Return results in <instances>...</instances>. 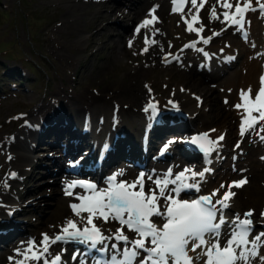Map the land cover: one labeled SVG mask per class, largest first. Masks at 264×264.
<instances>
[{
    "label": "rangeland",
    "instance_id": "374dc122",
    "mask_svg": "<svg viewBox=\"0 0 264 264\" xmlns=\"http://www.w3.org/2000/svg\"><path fill=\"white\" fill-rule=\"evenodd\" d=\"M92 2L91 0H0V134L3 133L5 137L7 136V141H10V143L12 144V148L10 150H5V152H2V155L0 157V163L3 162V164L6 165V167L0 168V185L3 181L2 178L8 175L9 166H7V162L13 161L14 163H16L13 151L15 140L22 141L23 143L25 141V146H27L29 143L32 146L29 154H31L33 158L23 163H29L33 166L35 163H38L36 170H34L31 175L26 177L24 183H22L20 187H18L17 183L16 188L18 187L19 192H16V194L22 195L23 193L25 196H27L28 199L26 200L28 203L19 202L17 199V201L14 203L15 206L21 207L24 210L21 211V213H19L15 218L20 220V228L23 227L22 229L27 230V234L25 235L28 236L26 237L25 235H18L12 241H15L16 238L20 237H24L26 239L29 238V235L31 236V234L35 232L36 226L42 219V217L48 214L50 210H54V202H56V198L54 197V195H57L56 197L58 198L61 195V193L59 192H53L54 189H60L59 183H55L51 175L43 174L44 170L39 166L44 162L49 163V158L54 156V154H59L58 150H49L50 146L46 145V143L44 142V140L50 142L49 138H45L41 142H37L31 137H27L25 140L20 139V137L23 138L21 131L23 129L22 127H25L27 129L29 127H36L40 122L37 119L42 111L44 113L48 108H60V106L62 107L63 104H69V102H71V95H83L85 99H87V93L89 95L97 97L102 95L105 101L108 103L107 110L103 112V115H101L100 118L98 116L97 120L96 118H93V110L88 109V116L82 119V122L84 120V125L82 123L81 126V130L88 134V136L94 129V126H91L93 123L92 120L94 119L100 126H104V121H106L105 112L109 113L111 105L114 103H117L120 106V111L127 110V113H130L133 116L134 114L140 112L141 118L138 121L141 123L142 121H146L147 119L145 115L148 114L144 113L142 111V108L145 107L149 99L154 98L155 101L159 102L160 106L168 104L169 100L177 102L178 106L180 107V111H182L183 113L187 112L185 116L188 115L192 117L194 113H197L199 126H197L196 128L193 127L196 131H207L212 128H217L216 126L221 127V125L223 126V124L226 122H231L232 128L228 131L229 133L226 131L227 137H225L223 141V149H230L235 141V138L238 139L235 131L237 128L236 124L239 122L237 121L238 118H235L233 116L234 108L232 107V105L235 104L234 99L235 95L238 93L237 89L239 87H242L239 86L242 84H238V78H234L233 76L235 75L234 72L236 71L238 75L245 72H243L245 68L242 67V64L246 60V58L251 55L248 49V46L250 45L248 41L240 42L241 39L235 29H232L229 33L225 32L223 36L214 37L215 40H218L222 37L232 35L237 40V43L231 45L230 47H225L228 44L224 45V49L229 50L230 56L235 57V59L231 61L221 58L220 55L222 52L220 50H214V46L210 48V46L212 45L211 42L206 45V49H208L210 54L212 55V58L210 59L211 68L205 70L206 74L210 77V81L206 84L215 88L216 94L215 96L210 95L209 101L206 98L208 102H206L204 105L199 103L197 111L193 112L191 110L190 112V110L186 111L180 105L179 95L183 93L185 94V91H181L180 87H182L184 84L185 86L182 87L183 89L186 88L187 84L189 85V83L185 82L184 80L185 75H188L185 73V68L188 65H191L192 60H187V57L185 58L184 56V59H180V61L172 59L171 62L165 63L164 54H178L180 52V45L187 39L194 37V34L188 32H185L186 34L184 33V36H182L183 34H173V36L169 37L166 48L162 52H160V54L154 55L158 63L155 64V66H147L146 64L142 65V58L143 54L145 53L142 52V49L146 47L145 37L148 36V33H153L154 28L149 27V30L142 29L141 34L139 35L135 32V28L142 22L143 18L136 21L132 13L123 14L122 12H117L116 14L112 13L109 16V10L111 9V7L117 4L124 6L126 11L128 9H131L127 0H93ZM164 2L171 5V0H164ZM78 3H91L88 5L86 10L83 11L84 16L80 15V12L75 11L77 9H75V6ZM95 4H97V6H95ZM150 4L152 3L149 2L147 4V10H150L153 7L151 5L148 8ZM98 10L102 12L101 15L104 16L105 14L107 17H103L98 20L96 17L99 15ZM79 11L82 12V10ZM93 12H97V15H93L97 19L95 21L89 20L92 17L90 13ZM142 14L144 15V17H147V11H144L143 13L138 15V19ZM64 18L67 19L68 23L70 24L66 25L65 29L63 24V20H65ZM179 20L180 16L177 14L175 23L177 24ZM180 25L183 27V29H185V25L183 23H180ZM104 26L105 30L102 29V32L99 36L95 35V44L91 45L89 36L91 34H94V32H98L100 28ZM256 28L257 27H255V29ZM257 31L258 30H256L255 32ZM258 40H261V38ZM123 41L126 43L125 46L127 47V49L124 51H122V48H124ZM129 41H132L131 47H129ZM261 43H263V40L261 41ZM169 44H171L172 47H169ZM193 53L197 57L196 61L198 63L201 60V57H203L202 53L193 51L191 49H186L181 54L192 56ZM219 58L220 61L218 63L217 61ZM200 62H202V60ZM224 63L229 64L227 65ZM139 68H142L145 72L139 77L137 76V78H133L132 76L134 72H136ZM217 71H220L221 74L219 73L217 75ZM230 73L233 75L231 76ZM229 75L231 79L234 78V80L230 83L228 82ZM127 76L128 78L126 79ZM225 82H228L229 84H226ZM122 84V87H137L141 90H145V92H147L148 94V88H150L152 90L151 96H145L140 101H138V103H131L129 102L130 99L126 98L122 93H120L121 90H119V88H121L120 86ZM105 87L108 88L104 89ZM186 89L191 91L190 88ZM229 89H231L232 93L229 92ZM173 92L175 93L174 95ZM234 92L236 94H234ZM191 94H193V96H197L192 92ZM95 98L96 97H94V99ZM226 98L229 101L228 104L224 103ZM38 106H40L39 110L36 111ZM71 110L74 112L73 107L71 108ZM204 110H207L205 112V115H208L206 120H204L202 114ZM215 110L217 112L216 121L207 123V120H211V115ZM117 112V109L113 108V111L112 113H110V117L108 119V125L110 121L116 117ZM78 116L81 123L82 115L79 114ZM78 120L74 122H77ZM178 121L181 122L182 119L178 117ZM178 121H173L174 125L176 124L175 132L166 133L164 136H162V140L170 134L178 135L180 137V133L182 134L184 130L177 127ZM189 121L190 120H188V122ZM139 122H137V124H139ZM168 123L169 120H165V124ZM215 123L217 124L216 126L214 125ZM86 130H89V132L87 133ZM185 133L187 134L186 137H189L188 135L190 134H188L187 132ZM12 135L13 137L10 138V136ZM66 139L68 142L73 141L71 136L70 139L61 137L59 144L61 146H65ZM248 140L249 144L247 143ZM256 141L261 142L254 135H246L239 147L240 150H243V154L237 160L236 165L233 166L230 153L227 152L221 157L222 160L220 167L216 169V172H229L226 174L228 176L226 178H229L228 174L230 173L233 174L232 178L237 176L247 177L248 183L244 187L236 190V193L238 194L237 197L235 196L232 200L233 204L229 209L231 213L236 209L234 206L238 199H240V201L243 203V207L247 210L251 208L252 205H255L256 208H258L259 212L260 208L264 205V170H262L264 169V160L261 159V157H264V143L261 142L260 146L258 145V147L255 148V152L253 154L247 153L244 146L245 143L250 145L255 143ZM85 143L86 142L83 143L82 148L80 147V150L85 147ZM97 143L98 145L100 144L99 138L95 143L93 142V146ZM124 145H126V143H123L121 145L118 144L119 147ZM184 147L185 146L183 144L173 145V153L170 156L172 162H175V160H179V162L186 164L183 156L180 157L177 154V152H180L178 150L180 148L181 150H183ZM157 148L158 147L156 143L155 145H153L150 151L151 155H153V153L157 151ZM118 153L119 152H116L113 156ZM193 154H195V152H193ZM9 156L11 157V159L8 158ZM119 157L114 159L112 162L104 165V167L106 166L104 173L111 171L113 168L118 169V167L126 165V162L120 161H117V163L113 165V163ZM194 157L195 156H193V160L197 159L196 157L194 159ZM251 159L253 162L250 161ZM69 160L70 158L68 156L63 157L61 160V165H63L64 167ZM92 162H94L93 156ZM190 162L193 161L190 160ZM30 165L28 166V168L30 167ZM195 166H199V164H195ZM53 167L56 170L57 167ZM86 168L90 167L88 166ZM84 169L85 168H81L80 171H84ZM178 169H181V167L179 166ZM225 170H227V172ZM135 172L133 174H135ZM218 175L216 177H218ZM254 175H256V177H254ZM210 177L211 178H209V180L214 181V177ZM218 179H215V184L219 186L222 182V179L219 177ZM65 180L68 179L65 178ZM232 180L233 179H230L228 182ZM254 181L257 182L255 183ZM61 182H63V180ZM224 182L227 183V180H224ZM6 185L7 184H4L2 186L3 188L0 190V194H10L9 200L6 199V201L4 202L0 200V203H3L4 208H6L7 205H12V202L14 200L12 197L13 193L9 191ZM28 190L32 191L28 192ZM34 200L39 201L37 203L31 202ZM9 212H11L13 215L14 211L11 210ZM9 212L5 214L11 217L12 215H10ZM71 215L73 214L71 213ZM36 217L38 219H35ZM46 222L44 221L40 226H38L40 229L37 227L36 233H38V231L40 233H46V225H52ZM111 229L115 230L116 228ZM50 232L52 233L53 231ZM70 253L71 250H68V262L66 263H69L70 260L73 264H75V261L72 260Z\"/></svg>",
    "mask_w": 264,
    "mask_h": 264
},
{
    "label": "snow or ice",
    "instance_id": "6c2138e0",
    "mask_svg": "<svg viewBox=\"0 0 264 264\" xmlns=\"http://www.w3.org/2000/svg\"><path fill=\"white\" fill-rule=\"evenodd\" d=\"M171 4V13L180 16L177 26L183 23L185 31L195 33L197 37L185 44L180 53L193 49L206 59H211L210 54L198 45H208L228 28H235L247 39L244 29L250 23L248 13L258 12L264 16V0H215L208 9V20L224 27L220 31L211 30V35L204 36L207 26L201 12L209 0H171ZM157 7L153 6L147 18L137 25V34L149 26L154 28L159 22L155 15ZM158 33L159 29L154 28L152 36ZM153 43H156L154 39ZM131 46L132 41H129ZM147 51V46L142 49V52ZM169 57L177 61L181 59L179 54L166 53L164 61L170 62ZM226 59L231 61L235 57ZM148 92L151 96L150 88ZM238 97V102L232 105L240 115V140L235 149H239L246 135H254L264 142V74L259 78L257 89L251 86L241 89ZM195 99L202 103L199 96ZM224 103H229L227 98ZM168 104L179 111L177 102L169 100ZM143 111L156 119L160 114L159 102L149 99ZM216 132L217 129L212 128L190 137H173L162 146L161 155L175 144L195 146L205 158L206 166L200 170L184 167L174 173L169 168L163 174L140 171L134 180L129 181L121 178L125 175L121 169L108 176L103 187L85 179L66 182L65 195L75 201L69 205L74 218H66L59 231L51 236L42 233L39 242L35 239L22 242L23 250L15 249L20 259L9 257V260L12 264H62L61 253L66 249L52 255V246L73 243L83 246V250L78 248L72 257L74 261L79 258V264H264V231L256 232L255 209L242 214L236 212L231 218L226 215L236 196L233 189L245 186L247 177L221 182L218 188L209 192L202 191L206 175L213 171L208 166L212 164L211 157L223 146L221 142L225 139V133L211 135ZM104 147L107 149L109 145ZM16 176L14 172L9 174V178ZM146 183L149 184L147 189ZM192 192L198 195L193 197ZM259 215V223L264 227V210ZM111 222L119 227L115 230L102 227Z\"/></svg>",
    "mask_w": 264,
    "mask_h": 264
},
{
    "label": "bare ground",
    "instance_id": "6f19581e",
    "mask_svg": "<svg viewBox=\"0 0 264 264\" xmlns=\"http://www.w3.org/2000/svg\"><path fill=\"white\" fill-rule=\"evenodd\" d=\"M92 1L93 0H91V2ZM127 2L129 3V5H130L129 7H131V9H128L126 11L124 6L117 4V5H114L113 7H111V9L109 10V16L112 13L116 14L117 12H122L123 14L124 13H132V15H134V19H136V21H138L144 17V15L142 14L141 17L138 19L139 14L143 13L144 11H147V13L149 12V10L146 9L147 4L149 2H151L152 4H150L148 6V8L151 5L152 6H158L156 9L155 15L159 18V22L155 24L154 28L159 29V33L157 35H155L154 37L152 36V32L148 33V36H147L148 37V44L146 45L148 48V51L145 53L143 52L144 54H143V58H142V60H143L142 65L146 64L147 66H151V65L155 66V64H157L158 61L156 60V57L154 55L160 54V52H162L166 48V45L168 44L169 37L173 36V34H175V35H182L183 34L182 36H184V33L186 31H184L185 29H183V27L181 25L177 26V24L175 23V19H176L177 14L171 13L172 4L170 5L168 3H165L164 0H156V1L155 0H138V1L127 0ZM214 2H215V0H210V3L208 5H206L205 9L201 12V17L203 19V23L207 26L205 29V32L202 34L204 36L211 35L212 34L211 30L220 31L224 27V25H221L219 22L209 23V20H208L209 11H208V9L210 7V4L214 3ZM92 3H94V2H92ZM89 4H91V3H89ZM89 4H83V3L79 4L78 3L75 6V9L77 8L75 11L80 12L81 13L80 15L84 16L83 11L86 10V8L88 7ZM95 6H97V4H95ZM79 10H82L83 13ZM90 14L92 15V17L89 20H94V21L97 19L99 20L103 17H105V18L107 17L105 14H104V16L101 15L102 12H100V11L98 13L99 15L96 16L97 19H96V17L93 16L94 14L97 15V12H93ZM170 17H171V19H170ZM257 19H258L257 15H253L251 12L248 13V20L250 21V23H247L245 25V27L248 28V30H249V37L250 38L252 37V40H250V42H249L250 45L248 44L249 45L248 49H249L251 55L248 58H246V60L242 64V67L245 68L243 70V72L244 71L245 72L241 73L240 75H238L237 71L234 72L235 75L233 77L238 78L237 79V81H239L238 84H242V85H239L242 87L238 86L239 87L237 89L238 93H239V90L246 89L249 86H251L254 90L257 89L259 86V78L262 74H264V55H260L261 53H264V46L261 44V40H258L261 38V34H264L263 33L264 28L261 27V25H260L255 29V22L257 21ZM61 23H62V21H61ZM63 24H64V29H65L66 25L69 24L68 20L67 19L63 20ZM60 25H62V24H60ZM149 27L153 28L152 26H149ZM149 27L147 28V30H149ZM104 28H105V26L101 27L98 32H94V34H91L89 36V40H90L91 45L95 44V42H94L95 35L99 36L102 32L101 30L102 29L105 30ZM256 30H258L259 32L258 31L255 32ZM225 32L229 33V32H231V29L228 28L227 31H224L220 36H223V34ZM140 34H141V32L139 33V35ZM249 37H248V39H249ZM153 39L156 41V43H153ZM263 39H264V37H263ZM211 43H212V45L210 46V48L214 46V50L215 49L220 50L221 48L224 49L225 44H228L230 46L233 44H236L237 40L232 35H228V36L222 37L218 40H215V38H213ZM125 45H126V43L123 41L124 48H122V51L127 49V47ZM198 46L200 47V46H204V45L200 44ZM207 52H209V51H207ZM178 54L182 57V59L185 56V58L187 57L186 58L187 60H192L191 61L192 63L190 62L191 65H188V66L186 65L187 67L185 68V71H186L185 73L188 75L187 76L185 75V77H184L185 82L189 83V85L187 84L186 88H190L191 91L186 89V88H183L185 91V94L183 93V94L179 95L180 105L186 111L190 110V112H191V110H192L193 112H195L198 110L197 107H199V103L195 99V95L193 96V94H191V92L196 94L197 96H199L201 98V100H202L201 104L202 105H204L206 102H208L210 100V95L215 96V94H216L215 88L206 84L210 81V77H209V75L206 74V71H205L206 69L211 68L210 60L201 57L202 62H200L201 61L200 60L197 63V61H196L197 57L194 55V53L192 56L186 55V54H181L180 52ZM228 54H229V50L224 49V51L221 53L220 56H221V58H224V60H226V57L230 56V54L229 55ZM115 55H116V53H115ZM219 61H220V58L218 59L217 62L219 63ZM224 64L228 65L229 63H224ZM224 64H222V65H224ZM181 70H184V69H181ZM144 72L145 71L142 68H139V69H137L136 72H134L132 77L137 78V76L139 77ZM213 73H214V70H213ZM219 73L221 74L220 71H217V75ZM230 75L232 76L233 74L230 73ZM230 75L228 78L229 83L234 80V78L231 79ZM127 78H128V76L126 77V79ZM130 80H131V77H130ZM228 82H225V83L227 84ZM122 86H123V84L120 86L121 88H119V90H121L120 93H122L123 96H125L126 98L130 99L129 102H131V103H135V102L138 103V101H140L142 98L149 95L147 92H145V90H141L140 88H137V87H128L127 88V87H122ZM183 86H185V85L183 84ZM182 87H180V90L182 89ZM107 88L108 87H105L104 89H107ZM238 93L236 94L234 92V94H236L235 99L233 98L234 103L238 102V99H239ZM85 94H86V92H85ZM91 96H93V95H89L87 93V99H85L83 95H78V96H75V95L72 96L71 95L70 96L71 102H69V104H67V105L63 104L62 107L60 106V108H58V107L48 108L47 110H45L44 113L42 111L41 114L39 115L38 119H37L40 122L37 124L36 127H32V128L29 127L28 129L25 127H22L23 129L21 131H22L23 138L20 137V139L25 140L27 137H31V138H33V140H36L37 142H41L45 138L46 139L49 138L50 142L44 140L46 145L50 146L49 150L50 151L52 149L58 150L59 154L58 153H57L58 155L54 154V156L49 158L50 159L49 163L44 162V163L39 165L44 170L43 174L51 175L53 178V181L55 183H61L62 180L64 182V181H66L65 178L66 179L69 178V174L66 171L64 172L65 166L63 167V165H61V160L63 157L68 156L70 158V160L75 163L74 169L77 168V169L81 170V168H85L84 171H89L90 168H86V167H88V166L90 167V164L91 165L96 164L95 161L92 162V156H93L92 152H93V149L95 150V148H94L95 145L93 146V142L95 143L98 138H99V141L101 142L99 147L101 145L104 146L107 143L109 145L108 149L105 150V157L101 162V163L105 162V165H106V164L112 162L117 157L121 156L120 155L121 149H119L118 144L121 145L123 143H127L129 145L136 146V148L137 147L141 148V150H137L133 153V156H140V155L148 154V152L151 151L153 145L158 143L160 141V139L162 138V136H164L166 133H170V132L172 133V132H175V130H176V124L172 125V126H170L168 124H162L161 126H158V128H152L151 129V126L154 124H157L160 122H165V120H169V122L178 121V117H179L180 119H182V121H181V123L178 121L177 127L185 130L188 134H191L192 132L194 133L196 130L193 127L196 128L197 126H199V122H198L199 119L197 118V113H194L192 117L188 116V115L185 116V114L187 112L183 113L182 111H180V107H179V111H176V110H173L172 106L169 104L159 106L160 114L156 119H153L148 114V115H145L147 120L142 121V123H141L138 121L141 118L140 112L137 114H134V116H133L130 113H127V110H121L120 111V106L117 103H114L111 105V109L109 110V113L105 112L106 113V115H105L106 121H104L105 124H104V126H100L96 122V120L98 119V116L100 118V116L103 115V112L107 110L108 103L105 101V99L103 98L102 95H100L99 97H97V96L91 97ZM94 97H96V98L94 99ZM206 98L208 101L206 100ZM39 107L40 106H38L36 111L39 110ZM72 107L74 108V112L71 110ZM113 108L117 109L118 112L116 113V117L114 119H112L113 121L111 120L109 125H108V119L110 117V113H112V111H113ZM88 109L93 110V116H94L93 118L94 119L96 118V120H94V119L92 120L93 123L91 126H94V129L92 130V128H91L92 131L90 130L91 132H90L89 136L83 130H81L82 123L84 125V120L82 122V119H84V117L88 116L87 115ZM215 109H216V107H215ZM85 110H87V111H85ZM206 111L204 110L202 113L204 120H206L208 117V115L207 116L205 115ZM208 111H209V109H208ZM79 114L82 115L81 123H80V119L78 116ZM141 114H143V113H141ZM233 116L235 118H238L237 121L240 120V115L236 109H234ZM211 117H212L211 120H207V123L216 121V117H217L216 110L213 112ZM76 120H78V121L74 122ZM188 120H190V121L188 122ZM137 122H139V124H137ZM214 125L216 126L217 124L215 123ZM231 125H232L231 122H226L223 124V126L221 125V127L216 126L217 128H215V129H217V132L212 133L211 135L213 137H215L219 133H225V137H227L226 131L228 132L229 130H231V128H232ZM236 125H237L236 126L237 128H236L235 134L237 135L238 139H240L239 131H238L239 123H237ZM30 130H33V131H30ZM71 133H74V134H71ZM69 135L72 137L73 141L68 142L66 139L65 146H61L59 144L61 137L70 139ZM180 135H181V133H180ZM186 135L187 134L185 133L181 136L186 137ZM6 137L3 135V133L0 134V157L2 155V152H5V150H10L12 148V144L10 143V141H7ZM11 137H13V135L10 136V138ZM14 142H15V145L13 147V151H14V156H15L14 158H15L16 163H14L13 161L7 162L8 163L7 166H9L8 175L6 177L2 178L3 181H2V184L0 185V190H1L3 188L2 186L4 184H7L6 187L9 189V191L11 193H13L12 197L14 199L12 202L13 203L12 205H7L6 208H4L2 202L6 201V199L9 200L10 194L9 193H1L0 194V200H2V202L0 203V264H12V262L9 260V257H15V259H20V257L16 256L15 249L21 248V250H23L24 244L22 242H27L29 240V239H26L24 237L21 238L19 236L20 238H16L15 241H12L18 235L27 234V230L22 229L23 227L20 228V220L15 218L24 209L21 207H16L14 203L17 201V199L19 202L28 203L26 200V199H28L27 196H25L22 192H21L22 195H20V194L17 195L16 192H19L18 187H20V185L22 183H24L26 177L31 175L34 172V170H36L37 165H38V163H35L34 166L30 165L29 163L28 164L23 163V162L29 161L33 158V156L31 154H29V152L31 151L30 149L32 148L30 143L27 146H25L24 145L25 141H24V143L22 141H16V140ZM84 142H86L85 143L86 145L83 148V151L79 155L80 147L83 145ZM221 143H223V142H221ZM247 143L249 144V140L247 141ZM255 143L251 144L250 146H247L248 144L245 143L244 146H246V148L249 149V151H248L249 154L250 153L253 154L255 152V148H257L258 145L260 146V144H261V142H258V141H256ZM110 146H111V148H110ZM99 147H97L98 150L97 149L96 150L99 151L98 153L100 155H103L104 153L101 150H99ZM116 152H119V153L116 154L115 156H113ZM107 153H108V157L106 159ZM216 154H217V152L213 153V155L211 157L212 161H213V159L216 158L215 157ZM72 155H74V157H76V158L72 159ZM122 156H124V155H122ZM12 157H13V155H12ZM252 159H253V157H252ZM252 159L250 160L251 162H253ZM178 161L175 160L174 165L178 166V167L180 166L181 169H183L186 165L183 163H179ZM29 165H30V167L28 168ZM53 166L57 167L56 170ZM208 166L213 167V162L211 165H208ZM1 167H6V165H4L2 162V163H0V168ZM123 170H124L125 175L121 178L131 181L133 178V173H132L133 171H131L129 168H125ZM262 170H264V169H262ZM13 172L17 174L16 178H9V174L13 173ZM220 176H222V175H220ZM207 177L211 178V177H209V174L206 175V178ZM254 177H256V175H254ZM216 179H218V177H216ZM17 181H19V182H17ZM17 183H18V187L16 188ZM209 183H211V185ZM215 188H218L217 185L215 184V181L205 179V183L202 185V191L209 192ZM234 190H237V189H234ZM257 190H260V189H257ZM29 191H32V190H28V192ZM77 191H81V190H77ZM53 192L54 193L55 192L61 193L59 198L56 197L57 195L56 196L54 195V197L56 198V202H54L55 208H54V210L52 209L49 211L48 214H46L47 217H46V215H44L42 217V219L40 218L41 220L39 221V223L36 226V229H37L38 226H40L44 221L46 222V220H47L46 223L52 224L51 226L46 225V230H47L46 233H48L50 236L59 231V226L65 222L66 218H74L73 215H71L72 211H71L69 205H70V203L75 202V201H73V199L71 197L66 196L63 192H61L60 189H54ZM237 194L238 193H236V197H237ZM39 200H34L31 202L37 203ZM232 204H233V202H232ZM234 207L236 208L234 210L235 213L240 212L242 214L243 212L246 211V209L243 207V203L240 201V199H238L236 201V204ZM251 209H255L254 220L257 223H259L260 219L258 218V208H256L255 205H252ZM11 210L14 211L13 215L11 212H9ZM7 212L11 213L10 215H12V216L11 217L7 216L5 214ZM35 219H38V218L36 217ZM97 223L102 224V222H100V221H97ZM114 224L116 225L115 222H111L108 224H103L102 227L104 229H108V228L114 226ZM106 226H108V227H106ZM262 228H264V227H262ZM36 229H35V232L32 233L31 236L30 235L29 236L31 237V239H35L37 242H39V240L41 239V237H40L41 233L39 231H38V233H36ZM50 231H53V232L51 233ZM54 246H57V245H54ZM54 246L50 250L52 255H55L56 253H61L62 248L65 249L64 247H54ZM67 253H68L67 250L65 252L61 253L62 263L65 262L66 259H68Z\"/></svg>",
    "mask_w": 264,
    "mask_h": 264
}]
</instances>
